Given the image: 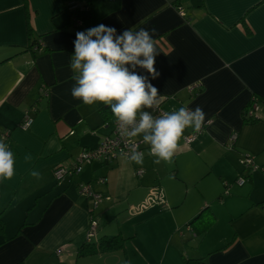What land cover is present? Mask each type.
<instances>
[{"label": "crops", "instance_id": "1", "mask_svg": "<svg viewBox=\"0 0 264 264\" xmlns=\"http://www.w3.org/2000/svg\"><path fill=\"white\" fill-rule=\"evenodd\" d=\"M11 1L0 0V61L4 60L0 63V133L5 129L11 133L15 174L0 180V217L6 224L0 235V264H26L36 254L45 257L40 264H185L181 246L170 244L163 255L153 254L152 242L139 232H122L120 227L104 224L98 214L99 236L121 233L128 238L125 246L78 256L93 210L90 198L79 193V185L94 182L93 189L102 192L96 188L101 173L110 177L118 170H130L135 176L131 171L137 168L126 157H120L126 161H93L79 174L55 181L59 162L70 166L84 148L96 149L113 133L116 121L103 103L85 105L71 95L75 81L69 65L79 31L71 24L72 9L80 6L83 16L90 10L84 6L87 0H72L70 15L65 12L70 8L68 0H26L27 5L25 0ZM174 1L91 0L88 4L101 16V24L116 28L118 34L140 28L154 34L158 75L153 79L145 69L135 71L148 76L158 96L167 95L162 103L165 112L180 107L203 110L209 123L190 149L204 146L205 151H213L218 146V156L205 161L207 165L213 169L227 152L251 155L264 165V120L243 125L242 116L254 92L264 97L263 0H183L182 10L173 6ZM244 16L253 30L250 35L241 22ZM32 40H36L32 48L39 45L41 51L27 48ZM45 86L48 95L41 99L38 111L31 110ZM194 86L203 87V92L194 95L198 91H191ZM254 107L264 118V105ZM28 113L33 123L24 129L21 123ZM192 132L185 129L174 153L188 150L183 140ZM235 171L238 183L241 170ZM230 195L236 201L231 218L238 225L231 232L216 234L217 243L210 240L202 247L208 234L192 251L212 252L211 264H264V205L257 204L264 196L238 205L244 194L236 190ZM41 205L48 208L42 212ZM180 236L184 240L186 234Z\"/></svg>", "mask_w": 264, "mask_h": 264}, {"label": "rangeland", "instance_id": "2", "mask_svg": "<svg viewBox=\"0 0 264 264\" xmlns=\"http://www.w3.org/2000/svg\"><path fill=\"white\" fill-rule=\"evenodd\" d=\"M15 1L22 2L21 0ZM71 1H67V3H70V8L65 10L69 15L70 9L73 7ZM157 99L163 109L162 103L166 100V96L159 95ZM232 140L235 141V137ZM183 142H185V137ZM196 143H186L185 149L188 150L179 154L174 153L170 160L161 161L160 163H155L157 157L148 154L149 149H146L142 163L129 162L131 167L133 166L132 162H134L137 171H143L140 177L137 176V171H134V169L131 172L135 176L131 175L130 170L127 172L118 170L110 177L104 176L105 173H101L102 176L99 175L97 178H106L108 184H106L107 182L104 185L96 184V188L102 190L104 197L97 208H95V202L90 197L91 209H95L94 213L101 217L104 224L109 223L116 229L120 227L122 232H131L132 235L139 232L140 236H143L142 239H148L152 242L150 247L153 254L161 256L171 245H182L183 240L178 230L180 227L184 228V223L195 215L197 210L205 203L203 201L201 204L200 200L206 197V202H212L213 211L218 219L202 247H205L210 240L217 243L216 234L231 232V227L237 226V223H239L238 221L233 225L235 221L231 218V205H234L236 201L233 200L234 197L230 195V192L235 193L236 190H239L240 194H244L238 205L241 202L249 201L251 197L264 196V174L260 169H258L259 171L255 170L254 186L251 187L249 182L241 186L237 183L236 177L233 176L234 173H238L235 170H244L247 174L254 171L253 168H246L244 156L248 154L236 156L232 152H227L216 161L212 169L210 164L207 165L205 161L218 156V146L213 151H205L204 146L191 150L190 146H195ZM120 160L126 161L121 158ZM61 164L67 166L63 162H59L56 166ZM177 166H179V170L178 173L176 171V174ZM106 167L110 168L111 166L106 165ZM206 171L207 174L202 179ZM222 174H226L227 178L232 181H228ZM227 182L230 185H226ZM89 184L92 185V182H89ZM221 192L224 194L219 197ZM40 207L42 212L48 208L45 205ZM185 239H190L188 233ZM197 240L199 239L192 240L193 246L198 245ZM59 254L60 252H58ZM38 255H40V258H38ZM44 259L45 257L41 254H36L35 257H29L26 264H40Z\"/></svg>", "mask_w": 264, "mask_h": 264}, {"label": "clouds", "instance_id": "3", "mask_svg": "<svg viewBox=\"0 0 264 264\" xmlns=\"http://www.w3.org/2000/svg\"><path fill=\"white\" fill-rule=\"evenodd\" d=\"M73 44L69 65L75 81L71 88L73 98L85 105L101 102L120 124L132 125L128 135H142L144 143L150 145L151 154L157 157L155 163L173 157L185 129L199 132L205 120L200 107L194 110L180 107L156 116L147 110H155L158 105V89L148 76L135 70L145 69L153 79L158 75L154 65L159 53L154 34L149 30L126 29L118 34L116 28L99 24L78 31ZM131 160L140 164L143 154L133 149ZM14 174L15 155L0 140V180L11 179ZM33 175L39 174L33 172Z\"/></svg>", "mask_w": 264, "mask_h": 264}, {"label": "trees", "instance_id": "4", "mask_svg": "<svg viewBox=\"0 0 264 264\" xmlns=\"http://www.w3.org/2000/svg\"><path fill=\"white\" fill-rule=\"evenodd\" d=\"M182 1L183 0H175L172 4H173V6L182 10V6L180 5L182 3ZM25 2H26V0H25ZM90 2H91V0H87V3H85V5H84L88 10H90L89 14H87V15H84V16L82 15V12H81L82 9L80 6H78L75 10H72V12L74 14V19H73L71 24L74 25L77 22V19L81 20V21L79 20L80 24H76L77 25L76 28L79 31H85L91 27H94L96 25L101 24V16H99L93 10L92 6H90V4H88ZM262 2H264V0ZM26 5H27V2H26ZM241 22H243V25L245 26V28L247 30V34H249V35L252 34L253 30L251 27L248 26V23L246 22L245 16L241 19ZM29 28L32 29L30 23H29ZM31 33H33V32L31 31ZM35 41L36 40H32L31 44H29L27 48L30 50L41 51L40 49H36L35 47L32 48ZM3 61L4 60L0 61V63ZM196 88L198 91L196 93H194V95H197V94L203 92V90H204L203 87L194 86L191 89V91L194 92V90ZM48 93H49L48 87L47 86L43 87L40 98L33 104V107H31L32 108L31 110L38 111L39 110V103L41 102V99L43 97L47 96ZM166 97H167V95H166ZM258 103L264 105V97L262 95L256 93V92H254L253 95L251 96L250 101L246 104V106L242 110L243 125H251V124L259 122L260 120H264V118L262 116H259L258 112L255 110L254 105L258 104ZM163 110H164V108H163ZM208 123H209L208 120L203 122V124L201 126L202 132L205 130L206 124H208ZM7 131L10 133L9 130L5 129L0 134H4ZM114 131H115V122H114L113 133L111 135H108V136H112L114 134ZM10 135H11V133H10ZM136 138L143 140V138H140L138 136H136ZM0 140H3L1 138V136H0ZM3 141L5 143H7L10 146V149L13 151V145L11 144L10 136L7 139H4ZM231 142L234 143L235 141L231 140ZM146 149H149V152H147V153L151 154L150 147H146L145 143L143 141V143L141 145V151H142L143 156L145 155ZM84 150H88V148H84ZM77 157L74 158V161H73L72 165H70V167L77 166ZM244 157H245L246 168H251V169L253 168L254 169L253 172H255V170L260 169L264 174V165L263 164H257V161L255 160V158L253 156L246 155ZM249 159H251L250 162L248 161ZM94 161L106 162L105 160H94ZM107 162H109V161H107ZM85 164H87V163L85 162L82 166L84 167ZM83 167H82V169H83ZM138 172L139 171H137V173ZM79 173L73 171L72 174H68L66 177H69V176L71 177V176L77 175ZM175 173H176V170H175ZM142 174H143V172L141 174H137V175H138V177H140ZM205 175L206 174H204L202 176V179ZM239 175H242V177L245 178L246 181L244 184H246L247 182H249L251 185L254 184V178H253L252 172L245 174V171L243 170L239 173ZM237 178H239V177H237ZM55 181L57 183L61 182V180H57L56 178H55ZM106 182H107L106 178H101V179L96 180V183H98V184H104ZM84 184H86V183H84ZM244 184H241V185H244ZM81 185H83V184L79 185V193L82 196H85L80 192ZM91 186H92V188H95L94 182L92 183ZM95 191H97V190H95ZM97 192H99V191H97ZM100 193H102V192H100ZM201 193L203 194L202 191H201ZM223 194L224 193L221 192L219 197H222ZM257 204L263 206L264 200L259 201ZM94 212H95V209H94ZM94 216L97 218V213H94ZM217 219H218L217 215L213 211V208H212V202L207 201L197 210L195 215H193L188 221H186L184 223V228L180 227V229L178 230V232H180V234L184 235V234L188 233L190 235V239L187 240L189 237L187 239H184L183 243L181 245V253H182L185 264H211L209 258H210V255L212 252H207L205 254L204 253H193L192 250L195 248V246H193L194 244H192V240L199 239V240H197L199 242V241H201V239H204L209 234L211 227H213L215 225V223L217 222ZM23 226L21 228H23ZM5 230H6L5 221L0 217V235H3L5 233ZM127 239L128 238L124 237L121 233L116 234V235H112V236H109V235L99 236V229H97L96 235H94L90 238H88V235L86 236L85 242L79 248L77 253H78V256H82V255H86V254H90V253H106V252L119 250V249L124 248ZM198 242H196V243L198 244ZM18 264H25V262L21 261Z\"/></svg>", "mask_w": 264, "mask_h": 264}, {"label": "built area", "instance_id": "5", "mask_svg": "<svg viewBox=\"0 0 264 264\" xmlns=\"http://www.w3.org/2000/svg\"><path fill=\"white\" fill-rule=\"evenodd\" d=\"M77 7H74L72 10H75ZM80 20V19H79ZM77 19V22L74 24H80V21ZM36 49H41V47L37 46ZM167 99V97H166ZM150 112L153 114L155 112L164 113L165 111L161 108L159 102L158 105L155 107V110L149 109ZM33 123V117L28 113L24 120L21 123V127L24 129H28ZM132 125H123L120 124L117 120L115 121V131L112 136H106L101 144L96 149H88L83 150V152L77 157V166L70 167V166H63V164L58 165L54 169L55 178L57 180H62L68 174H72L73 171L79 173L82 170V165L86 163H92L94 160H105V161H114L120 157H126L127 159L131 160V155L133 149L141 151V145L143 143L142 139L136 137H130L128 133L132 129ZM202 132V128L199 132L193 131L188 136L185 137V142L191 144L193 141L197 139L199 134ZM1 138L7 139L10 136V133L7 131L4 134H0ZM249 162L251 159L248 160ZM142 170L139 171L137 174H141ZM245 178L239 177L238 183L244 184ZM80 192L88 197H92L93 202H95V208L99 205L100 201L103 199V195L100 192L95 191L90 184H83L81 185ZM94 210H92L91 215V226L88 231V238L96 235L97 232V225L98 220L94 216Z\"/></svg>", "mask_w": 264, "mask_h": 264}]
</instances>
